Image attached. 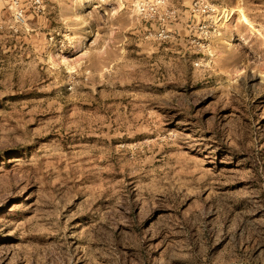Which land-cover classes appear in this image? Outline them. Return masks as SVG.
I'll return each instance as SVG.
<instances>
[{
  "label": "rangeland",
  "instance_id": "rangeland-1",
  "mask_svg": "<svg viewBox=\"0 0 264 264\" xmlns=\"http://www.w3.org/2000/svg\"><path fill=\"white\" fill-rule=\"evenodd\" d=\"M138 1L0 29V264H264V0Z\"/></svg>",
  "mask_w": 264,
  "mask_h": 264
},
{
  "label": "built area",
  "instance_id": "built-area-1",
  "mask_svg": "<svg viewBox=\"0 0 264 264\" xmlns=\"http://www.w3.org/2000/svg\"><path fill=\"white\" fill-rule=\"evenodd\" d=\"M165 0H139L137 7L139 14L153 16L159 4ZM44 0H0V29H7L12 33L27 30L30 15L43 14Z\"/></svg>",
  "mask_w": 264,
  "mask_h": 264
},
{
  "label": "bare ground",
  "instance_id": "bare-ground-1",
  "mask_svg": "<svg viewBox=\"0 0 264 264\" xmlns=\"http://www.w3.org/2000/svg\"><path fill=\"white\" fill-rule=\"evenodd\" d=\"M137 5V4H136ZM222 15H221V24H227L229 18L231 17L230 15L232 14H235L236 17L241 20V21H244L246 23H248V19L244 13V11L240 8V7H237L235 9H232V8H224L222 9L221 11Z\"/></svg>",
  "mask_w": 264,
  "mask_h": 264
}]
</instances>
